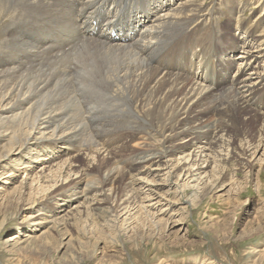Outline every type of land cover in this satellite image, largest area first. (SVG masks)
<instances>
[{
    "label": "bare ground",
    "instance_id": "6f19581e",
    "mask_svg": "<svg viewBox=\"0 0 264 264\" xmlns=\"http://www.w3.org/2000/svg\"><path fill=\"white\" fill-rule=\"evenodd\" d=\"M205 5L201 0H0L1 185L12 180L11 170L21 163L19 169L28 172L45 159L44 153L93 145L89 152L97 172L87 177L88 167L74 169L68 163V171L81 172L68 192L85 181L72 201L84 199L92 219L106 221L118 212L104 205L105 187L113 186L115 192L123 178L133 182L147 173L162 185L156 178L174 181L184 175L199 184L201 174L207 173L204 168L212 163L218 181L214 188H219L238 163L251 161L250 150L253 165L262 160L264 17L260 13L253 21H243L246 5L238 1L229 15L244 37L221 43L212 26L205 27L208 20H198ZM197 23L182 58L171 35ZM25 26L38 27V33ZM195 45H200L199 51ZM236 48L240 50L234 76L217 90L215 80L225 78ZM209 112L214 118L203 123ZM243 112L253 113L250 120L259 114L263 118L251 147L247 136L236 138L230 125L234 114ZM130 145L141 147L124 154L134 155L120 170L121 154ZM57 169L54 175L58 172L59 177ZM59 195L67 194L55 190L43 197L44 211L52 200H63ZM40 204L27 219H39L34 225L52 232L81 213L69 209L55 217L40 211ZM33 237L31 232L22 238L13 234L8 241L29 242Z\"/></svg>",
    "mask_w": 264,
    "mask_h": 264
},
{
    "label": "rangeland",
    "instance_id": "374dc122",
    "mask_svg": "<svg viewBox=\"0 0 264 264\" xmlns=\"http://www.w3.org/2000/svg\"><path fill=\"white\" fill-rule=\"evenodd\" d=\"M201 1L206 4V9L201 12L198 20H208V24L204 23L205 27L211 25L215 30L214 37H220L221 43L244 37L234 27L235 17L231 18L229 15L238 1L246 5L241 15L243 21H253L260 13L264 17V0ZM262 25L264 26V21ZM197 26L198 23L171 35L178 44L182 58L191 42L189 39L193 36V30L199 28ZM37 28L27 27V30H33L37 34ZM56 44L57 42L52 44L53 48ZM200 48V45L194 47L197 51ZM239 50L240 48H236L232 51V63L228 66L225 78L215 80L217 90L229 78H233L236 69L234 58ZM209 69L210 65L207 70ZM261 88L260 100L263 106L264 87L263 90ZM250 114L253 113L234 114V122L230 124L234 125L231 129L238 134H233L236 138L247 136V146L256 144L257 130L263 122L261 114L254 115L255 120H250ZM214 116V112H209L202 117V122L207 123ZM243 117L248 124L241 120ZM106 136L108 135L105 138ZM262 143L264 145V138ZM234 144H238V141H234ZM81 146L75 150L59 148L48 155L44 153L45 159L33 163L28 172L19 169L23 162L21 160L17 170H11L12 180L6 185H1L0 181V187L6 188L5 191L0 190V264H264V157L253 165L254 156L250 155L253 149L246 156L252 162L242 160V163H238L232 174L225 175L223 186L219 188H214L218 181L214 180L216 168L212 163L204 168L207 173L201 174L202 184L186 180L183 175L174 180L176 182L173 179L161 181L156 178L157 182L163 183L156 185L153 176L142 173L133 182L129 178H123L121 184H116L115 192L113 186L106 185L107 189L102 196L104 205L117 208L118 213L114 211L108 220L102 221L92 219L90 213H87L88 203L84 199L72 201L76 192L84 190L85 181L68 192L69 183L81 176V172L68 171V163H72L74 169L83 165L88 167L87 177L97 172L96 160L93 161L90 156L91 150L95 148L93 145L90 149L83 144ZM140 147L136 145L133 148L130 145L131 151L127 150L122 154L133 153ZM104 154L106 157L107 154ZM122 154L118 168L134 155ZM57 167L61 169L59 177L58 172L54 175ZM55 179L56 183H52L51 180ZM48 185L52 186L48 188ZM55 190L65 191L67 195H59L57 198L63 200H52L53 205H48L44 211L47 202L43 197ZM148 194L152 199H149ZM157 200L158 206L151 205ZM42 202L40 211L53 213L55 217L69 209H77L81 213L69 224L59 226V231L52 232L47 227L34 225L39 219L34 222L27 219L32 208H37ZM18 207H22L21 210ZM29 226L32 229L28 230ZM26 232H31L34 236L29 242L8 241L13 234L22 238Z\"/></svg>",
    "mask_w": 264,
    "mask_h": 264
}]
</instances>
